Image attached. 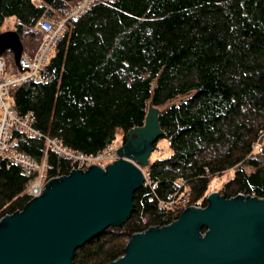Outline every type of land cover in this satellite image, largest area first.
Wrapping results in <instances>:
<instances>
[{
  "label": "trees",
  "instance_id": "16d2710c",
  "mask_svg": "<svg viewBox=\"0 0 264 264\" xmlns=\"http://www.w3.org/2000/svg\"><path fill=\"white\" fill-rule=\"evenodd\" d=\"M42 1L58 20L78 0ZM43 13L35 0H0V33L13 17L23 46L35 50ZM2 55L14 64L11 49ZM42 77L12 91L16 107L69 148L94 155L120 136L124 143L153 105L172 150L147 168L157 188L143 184L132 215L78 248L74 264H109L134 234L176 220L180 211L160 200L178 179L194 205L207 206L214 176L232 169L224 197H264V0L98 1L70 23ZM18 135L20 149L41 162L44 140ZM47 161L48 176L70 174L68 160L49 153ZM28 182L18 165L0 161V221L30 202Z\"/></svg>",
  "mask_w": 264,
  "mask_h": 264
},
{
  "label": "water",
  "instance_id": "95a60500",
  "mask_svg": "<svg viewBox=\"0 0 264 264\" xmlns=\"http://www.w3.org/2000/svg\"><path fill=\"white\" fill-rule=\"evenodd\" d=\"M7 49L22 71H31L22 69L24 46L16 30L0 33V55ZM158 108L129 131L118 160L54 178L23 210L4 216L0 264H74L78 248L125 222L145 181L140 167H149L165 133ZM207 201L203 208L187 207L170 224L134 234L125 254L109 264H264V197L226 198L213 191Z\"/></svg>",
  "mask_w": 264,
  "mask_h": 264
},
{
  "label": "built area",
  "instance_id": "2783aa9c",
  "mask_svg": "<svg viewBox=\"0 0 264 264\" xmlns=\"http://www.w3.org/2000/svg\"><path fill=\"white\" fill-rule=\"evenodd\" d=\"M98 1L108 3L115 0H78L62 18L57 20L49 14V7L42 0H35L37 6L44 10L43 15L35 25V29L42 35V40L37 49L31 50L24 47L21 53L22 69L27 67L31 71L28 69L22 71L15 61L14 64H9L6 58L0 55V161L4 160L21 168L23 175L29 179L27 192L31 199L42 195L50 180L62 177L48 176L47 159L49 153H54L68 160L71 163L70 173L74 170L86 171L92 166L105 169L108 164L120 158L118 149L122 147L123 142L119 139L108 144L97 154L89 155L69 148L57 137L43 133L35 126V116L32 113L22 115L18 112L12 95L14 89L21 87L26 82L37 84L44 80L42 72L51 60L55 47L68 30L70 23L83 15ZM18 133L44 140L45 152L41 162L20 149ZM259 146L260 144L257 142L254 149L257 150ZM140 168L144 173V184L155 190L157 183L150 179L148 169ZM190 195L191 192L186 186L185 180L178 179L175 182L174 191L167 199L160 200V207L172 208L180 211V214L190 206L205 207L190 204ZM238 195L255 197L254 194L238 193Z\"/></svg>",
  "mask_w": 264,
  "mask_h": 264
},
{
  "label": "rangeland",
  "instance_id": "374dc122",
  "mask_svg": "<svg viewBox=\"0 0 264 264\" xmlns=\"http://www.w3.org/2000/svg\"><path fill=\"white\" fill-rule=\"evenodd\" d=\"M14 25H15V18L13 17L8 18L2 27V31L6 32V31L15 30ZM150 108H157V107H153L152 105H150L149 110H148L149 113H150ZM158 109L162 110V108H158ZM118 139L122 140L121 136ZM157 145H158V148L151 155L152 160H155L156 158H159V157H167L172 153V150L170 148V145L167 139L160 138ZM234 172L235 171L232 169V170H229L223 173L222 175L214 176L210 184V187H209V192L219 191L223 183L228 181L234 175Z\"/></svg>",
  "mask_w": 264,
  "mask_h": 264
},
{
  "label": "crops",
  "instance_id": "0c3cea01",
  "mask_svg": "<svg viewBox=\"0 0 264 264\" xmlns=\"http://www.w3.org/2000/svg\"><path fill=\"white\" fill-rule=\"evenodd\" d=\"M151 158V157H150ZM152 160V159H151ZM153 161V160H152Z\"/></svg>",
  "mask_w": 264,
  "mask_h": 264
}]
</instances>
